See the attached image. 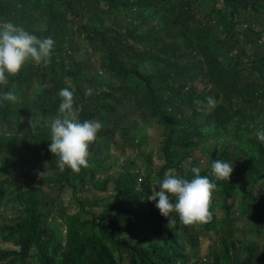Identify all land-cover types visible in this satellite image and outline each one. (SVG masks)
I'll return each mask as SVG.
<instances>
[{"label": "trees", "instance_id": "1", "mask_svg": "<svg viewBox=\"0 0 264 264\" xmlns=\"http://www.w3.org/2000/svg\"><path fill=\"white\" fill-rule=\"evenodd\" d=\"M5 22L55 45L0 86V264H264V0H0ZM62 88L103 125L78 174L49 151ZM193 167L217 185L212 220L169 228L148 198Z\"/></svg>", "mask_w": 264, "mask_h": 264}, {"label": "clouds", "instance_id": "2", "mask_svg": "<svg viewBox=\"0 0 264 264\" xmlns=\"http://www.w3.org/2000/svg\"><path fill=\"white\" fill-rule=\"evenodd\" d=\"M54 45L51 37L38 38L11 22L0 24V86H6L8 75H17L29 61L47 66ZM59 96L60 115L50 124L49 151L59 157L57 165L61 172L67 167L78 174L82 167H89L90 146L96 142L103 125L96 120L80 122L78 110L74 108V91L62 88ZM2 98L11 103L18 99L12 91L3 93ZM215 103L212 97L208 98L209 107H215ZM256 136L264 143V131H258ZM211 168L217 180L229 181L233 173L232 164L224 160L212 162ZM191 172L194 178L189 180L175 169H168L159 183V191H153L148 198L151 201L158 198L156 207L162 216L168 218L169 228L176 222L173 213L186 226L207 224L212 220L210 205L217 185L202 176L198 167H193Z\"/></svg>", "mask_w": 264, "mask_h": 264}, {"label": "rangeland", "instance_id": "3", "mask_svg": "<svg viewBox=\"0 0 264 264\" xmlns=\"http://www.w3.org/2000/svg\"><path fill=\"white\" fill-rule=\"evenodd\" d=\"M158 127L155 126L153 127V130L155 132L158 133V138L155 139V140H152L151 142V146L154 148V151L155 153L157 152L158 150V142L160 140V132L159 130L157 129ZM202 153L200 151H197L196 152V155H201ZM204 158H206V156H204ZM64 199L66 200H72L71 199V191H66L65 194H64ZM5 212H4V215L8 216L11 212L9 211V209H3ZM219 218H222L223 217V211H219V210H216ZM239 214V212H238ZM1 219V217H0ZM241 228L245 229V230H248L249 232H252V226L249 225V221H247V219H244L242 218L238 223H237ZM217 235L214 231H211L208 235H205L201 238V241H200V250H199V257L202 256V255H205L207 254L210 249H211V244L212 242L215 241ZM257 243L258 245L261 247V249L263 248L264 246V237L263 238H260V239H257ZM0 248L1 249H14V247L11 245V244H5V243H2L0 241Z\"/></svg>", "mask_w": 264, "mask_h": 264}]
</instances>
